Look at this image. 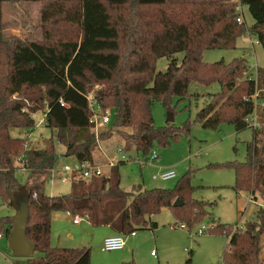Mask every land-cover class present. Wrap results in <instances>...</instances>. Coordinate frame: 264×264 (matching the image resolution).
I'll return each instance as SVG.
<instances>
[{
    "label": "trees",
    "instance_id": "obj_1",
    "mask_svg": "<svg viewBox=\"0 0 264 264\" xmlns=\"http://www.w3.org/2000/svg\"><path fill=\"white\" fill-rule=\"evenodd\" d=\"M9 3L16 9L38 3L39 36L30 33L20 39L5 34L2 13ZM241 3L253 19L249 27L236 21L234 4L228 0H0V200L12 206L22 188L28 191L26 237L40 255L26 264H91L89 247L51 244L53 212L83 216L90 225L108 226L115 233L156 229L151 217L163 208L173 209L188 225L205 215L206 202L185 199L193 188L188 173L174 189L138 185L129 192L120 185L121 161L108 177L72 181L68 193L52 196L44 192L41 178L51 177L58 159L56 143L64 146V157L94 159L96 138L85 98L90 83L102 86L98 100L114 111L112 126L130 128L129 133L122 131L126 152L133 147L137 154L149 155L154 143L164 146L178 135L170 125L157 127L151 109L156 100L170 109L172 97H189L191 82L220 85L197 113L203 126L218 128L227 120L235 131L247 128L244 118L252 104L246 97L264 87V66L257 67L256 83L248 79L252 71L243 58L203 61V51L235 49L245 35L254 36L264 50V0ZM177 53L183 54L180 62L174 57ZM162 57L169 58L163 72L156 70ZM38 111H45L44 124L53 131L42 146L11 134L13 128L31 131L35 126L31 114ZM258 117L264 123V108ZM251 129L245 160L217 166L233 170L236 193L260 196L262 205L243 228L236 225L230 230L233 226L214 223L201 232L226 235L222 264H263L264 125ZM20 165L29 173L25 183L18 178ZM175 199L183 204L174 207ZM11 228V216L0 219V233L8 236ZM183 264H193L192 258Z\"/></svg>",
    "mask_w": 264,
    "mask_h": 264
},
{
    "label": "rangeland",
    "instance_id": "obj_2",
    "mask_svg": "<svg viewBox=\"0 0 264 264\" xmlns=\"http://www.w3.org/2000/svg\"><path fill=\"white\" fill-rule=\"evenodd\" d=\"M33 5L30 6V10L34 16L37 5ZM22 7L16 9V6L10 3L4 6L2 15L6 22L3 29L7 36H10L11 28L15 26L12 24L14 11H20ZM243 12L246 26L249 27L253 19L246 6ZM18 19L22 20L20 17ZM182 56V53L174 55L179 62ZM234 58H243L250 66L253 65L251 69L253 73L256 72V65L264 66V50L257 44L254 36L245 35L239 38L237 47L232 50L203 51V61L207 63L218 60L229 62ZM168 62L167 57L159 58L156 62V70L165 71ZM93 85V83L88 84L87 89L92 88ZM219 91L220 85L217 82L210 85L191 82L188 87L190 96L181 100L172 97L170 109L160 100H156L151 109L154 124L157 127L170 125L178 131V135L171 137L169 143L164 146L154 143L149 155L137 154L131 147L127 150L128 161L118 166L120 185L129 192L138 185L144 188L174 189L188 173L193 188L185 194V199L188 201L191 198L207 203L204 208L206 213L199 221L188 225L185 221L177 219L173 209L163 208L151 217V220L157 223L156 229L152 230L149 226L136 227L134 229L136 235L126 239L122 250L103 251L102 239L110 233L107 228L94 227L86 220L74 224L68 213L57 211L52 214L51 244L66 248L89 247L91 264H183L189 257L192 258L193 264H222V254L228 241L226 235L208 230L198 233V229L201 227L209 229L214 223V225L222 223L233 226L230 230L236 225L243 228L244 223L252 218V207L256 209L261 206L262 200L258 196L256 199L258 205H255L248 201L249 196L246 193L236 194L232 188L235 179L233 170L217 166L228 161L245 160V142L251 139L252 129L247 127L235 131L233 124L227 120L221 122L218 128H208L197 119L198 111L208 102V95ZM42 112L35 113V126L31 131L13 128L11 134L18 137L27 136L30 144L42 146V140L50 137L53 132L44 123H39ZM168 112L173 114L172 122L166 120ZM114 114L112 110L111 118H114ZM111 123L98 129V135H103L101 136L103 145L99 150L95 148L93 154L94 158H97V152L104 154V161L98 162L100 164L106 161V155L118 156L114 154L117 144L126 148L122 131L129 133L130 128L113 127ZM55 145L58 159L54 168L74 160L62 156L65 149L62 144ZM153 153L157 156L155 159L150 158ZM165 170L175 171L176 176L167 180L153 179V175ZM17 174L22 183H25L29 176L27 171ZM41 179L47 195H62L70 191L71 183H61L57 176L52 178L43 176ZM183 208L186 209L187 205ZM14 212L12 206L0 200V219L12 216ZM180 223H184L186 228H180ZM126 234L128 233H124ZM260 247L264 249V234L260 239ZM39 255V252H34L30 257ZM30 257L14 255L8 246V236H0V264H26Z\"/></svg>",
    "mask_w": 264,
    "mask_h": 264
},
{
    "label": "built area",
    "instance_id": "obj_3",
    "mask_svg": "<svg viewBox=\"0 0 264 264\" xmlns=\"http://www.w3.org/2000/svg\"><path fill=\"white\" fill-rule=\"evenodd\" d=\"M228 1L234 4L235 11L237 13L236 21L238 23H244L245 18H244L243 5L241 3V0H228ZM257 44H259L258 41ZM252 66L253 65L250 66V69L253 68ZM257 67L258 66L256 65L255 66L256 70ZM247 77L248 79H253L257 83V71L255 73L249 72ZM101 87L102 86L100 84H94L92 88L87 89L85 93L88 109L90 111L88 123L92 126V129L95 134L96 150L102 148V139L99 138L98 129L104 125L109 124L112 120L111 118L112 109L110 107L103 108L99 103L98 92L101 89ZM262 93L264 94V87L256 88L254 94L251 97H246V100H251V104H252L251 113L244 118L249 128L259 129L262 127V125H264V123H262L258 117V113L260 109L264 108V95H262ZM12 97H15V95H13ZM61 103L64 105L62 101ZM45 116L46 113L44 111L42 112V118L39 120V123H44ZM31 117L34 118L35 113H32ZM114 154H118V156L117 155L116 157L107 156L105 153L106 161L103 164L95 162L94 160L78 161L75 159L71 163H63L59 167L51 169L50 178H52L53 176H57L61 183H66L79 179L89 180L92 177H100V176L108 177L110 169L112 167L116 166L121 161L125 162L128 161L129 159V156L127 155V152L125 151L123 145L117 144L114 148ZM156 157L157 156L154 153L153 155H150L151 159H155ZM19 161L20 158H17V162ZM22 171H26V169L24 166L20 165L19 172ZM175 176H176L175 171L165 170L153 175V179L167 180L170 178H174ZM249 202L258 205L257 200L250 196H249ZM70 216L74 224H79L81 221L85 219L83 216L77 214ZM179 227L186 228V225L180 223ZM238 227L240 228V226ZM205 228L206 227H201L200 229H198L197 232L201 233L202 230ZM1 235H5L3 231L0 233V236ZM133 236H135V231L130 232L126 235H124V233H115L112 235L105 236L101 243V250L103 251L121 250L125 247L126 239L128 237H133Z\"/></svg>",
    "mask_w": 264,
    "mask_h": 264
},
{
    "label": "water",
    "instance_id": "obj_4",
    "mask_svg": "<svg viewBox=\"0 0 264 264\" xmlns=\"http://www.w3.org/2000/svg\"><path fill=\"white\" fill-rule=\"evenodd\" d=\"M167 122L174 120L172 112L167 113ZM28 191L22 188L17 194L16 199L12 203L14 214L11 216L12 228L8 235V246L14 255L32 256L35 252L34 244L26 237V227L28 220ZM183 202L175 199L173 206H181Z\"/></svg>",
    "mask_w": 264,
    "mask_h": 264
},
{
    "label": "crops",
    "instance_id": "obj_5",
    "mask_svg": "<svg viewBox=\"0 0 264 264\" xmlns=\"http://www.w3.org/2000/svg\"><path fill=\"white\" fill-rule=\"evenodd\" d=\"M33 4L37 5V8H35V11H34V16H33V12H31V10H30V6H34ZM17 11H19V10H17ZM17 11L16 10L14 11L15 16L12 15L13 16L12 17V24H15V26L13 28H11V31H12L11 34L17 36L20 39L25 38L30 33L35 34V36H39L40 35L39 31L35 27L37 25V22H38V3L24 4V6L22 7V10H20L19 12H17ZM18 17H20L22 20L18 19ZM106 149L108 150V148H106ZM93 160L95 162H103L104 161V154L102 155L100 152H97V158H94ZM240 193H246V192H240ZM240 193H236V194H240ZM246 194L248 195V193H246ZM254 211H255V208L252 207V213ZM252 216H253V214H252ZM97 227H99V226H97ZM102 227H105L110 231V233L107 234L106 236L115 234V232L111 228H109L108 226H102ZM135 235H136V233H135ZM130 238H132V237H130ZM151 254H153V252H151ZM260 258L262 259V263L264 264V249L263 248L260 250ZM122 264H126V263H122Z\"/></svg>",
    "mask_w": 264,
    "mask_h": 264
}]
</instances>
